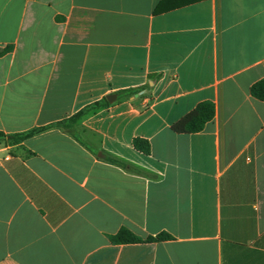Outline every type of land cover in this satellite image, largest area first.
<instances>
[{
    "label": "crops",
    "instance_id": "crops-1",
    "mask_svg": "<svg viewBox=\"0 0 264 264\" xmlns=\"http://www.w3.org/2000/svg\"><path fill=\"white\" fill-rule=\"evenodd\" d=\"M161 1L0 0L3 134L147 85L81 117L84 144L0 142V264H264V0ZM206 100L201 131L171 130Z\"/></svg>",
    "mask_w": 264,
    "mask_h": 264
},
{
    "label": "trees",
    "instance_id": "trees-1",
    "mask_svg": "<svg viewBox=\"0 0 264 264\" xmlns=\"http://www.w3.org/2000/svg\"><path fill=\"white\" fill-rule=\"evenodd\" d=\"M176 1V0H163L161 1L156 9L155 13H158L162 10H167L170 7H175L176 5H168V2ZM182 2H189L190 0H181ZM147 85L138 86L135 88H127L123 90H119L115 92L118 98L123 97H129L131 95H134L138 93L140 90L146 88ZM250 95L259 100L264 101V79H260L253 83L250 86L249 89ZM109 102L107 101L106 97H102L100 100L94 101L86 106H84L82 109L78 110L73 115L64 118L60 121H57L55 123L41 126L37 128H33L31 130H28L26 132L17 133V134H3L0 132V142H3L8 145L16 144L22 141L23 139L30 137L34 134L52 129L57 128L65 131L66 133L70 134L74 139H76L78 142L84 144L80 138L77 135V132L75 130V124L78 122V120L83 117L84 115L95 111L101 107L108 106ZM214 116V104L211 101H201L199 102L190 112L185 114L183 117H181L179 120L174 122L171 125V130L178 134H189V133H196L201 131L205 124L212 120ZM132 146L133 148L141 152L145 155L150 154V143L148 140L141 138V137H135L132 139ZM107 161L123 165L122 162H119L112 158H105ZM172 239V236L161 232L155 236H147L145 238H141L139 236H136L132 232H130L126 228H121L118 230V232L114 235L109 236V240L113 244H127V243H151V242H159L164 240H170Z\"/></svg>",
    "mask_w": 264,
    "mask_h": 264
},
{
    "label": "water",
    "instance_id": "water-1",
    "mask_svg": "<svg viewBox=\"0 0 264 264\" xmlns=\"http://www.w3.org/2000/svg\"><path fill=\"white\" fill-rule=\"evenodd\" d=\"M115 98H116V95L114 94H110L106 96V99L109 103H112L115 100Z\"/></svg>",
    "mask_w": 264,
    "mask_h": 264
}]
</instances>
